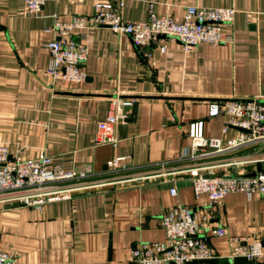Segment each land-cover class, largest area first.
I'll use <instances>...</instances> for the list:
<instances>
[{
	"label": "crops",
	"instance_id": "obj_1",
	"mask_svg": "<svg viewBox=\"0 0 264 264\" xmlns=\"http://www.w3.org/2000/svg\"><path fill=\"white\" fill-rule=\"evenodd\" d=\"M99 1L118 8L120 0H45L38 11L25 0H0V145L14 159L47 154L65 171L109 177L40 206L0 203V249L20 264H138L134 247L164 241L162 216L178 205L195 212L203 224L198 236L223 257L231 258V235L264 246L263 194L230 192L213 206L207 194H195L187 175L173 172L192 146L191 123L202 121L209 137L237 133L222 112L210 115L211 102L264 99V0H123L120 12L130 21L151 12L181 21L192 5L233 7V21L222 25L230 39L185 47L163 37L142 48L107 26L77 29L75 39L88 47L85 80L51 76L47 44L56 37L55 16L90 14ZM116 96L136 97L134 119L124 123L125 134L117 129L116 145L97 143L98 123ZM251 150L245 154L264 151ZM116 156L126 157L127 169L109 173ZM217 227L228 234H216Z\"/></svg>",
	"mask_w": 264,
	"mask_h": 264
},
{
	"label": "built area",
	"instance_id": "obj_2",
	"mask_svg": "<svg viewBox=\"0 0 264 264\" xmlns=\"http://www.w3.org/2000/svg\"><path fill=\"white\" fill-rule=\"evenodd\" d=\"M45 0H25L30 11H38ZM111 2H97L90 14H77L69 20L55 16L53 29L56 37L47 47L50 51L48 72L51 76L67 81L81 82L87 74L84 63L88 57V47L74 37L77 29L107 26L119 34H127L138 47L156 43L163 37L176 38L185 47L204 42L220 43L230 39L222 31L224 23H231L235 16L233 7L186 8L184 17L177 21L169 15L151 12L142 21L125 19L120 8ZM133 97L116 96L112 100L113 109L98 123L96 142L116 145L119 140L118 125L125 123L128 108ZM223 113L226 126L238 129L228 139L209 137L203 133V122L190 125L191 148L177 161L173 172L187 175L195 194H207L211 205H219L230 192L264 195V167L256 175H247V165H256L264 160V151L250 152L251 149H264V99L230 98L213 101L210 115ZM244 130H241V129ZM252 151V150H251ZM126 157L116 156L109 160V173L126 170ZM228 167V171H218ZM140 178V176H135ZM107 177L90 175L86 172L65 171L52 165L50 155L41 154L35 159H14L8 148L0 145V203L40 206L44 202L67 198L74 191L85 190L108 183ZM175 195V186L170 188ZM165 229L164 241L140 242L132 250L131 259L138 264H186L188 261L212 258L213 247L198 234L203 224L195 212L187 206L178 205L162 216ZM218 235H226L225 227L213 230ZM231 257L245 256L255 262L264 260V246L261 240L248 242L243 236H229ZM0 264H20L11 253L0 249ZM194 264H209L197 262Z\"/></svg>",
	"mask_w": 264,
	"mask_h": 264
},
{
	"label": "water",
	"instance_id": "obj_3",
	"mask_svg": "<svg viewBox=\"0 0 264 264\" xmlns=\"http://www.w3.org/2000/svg\"><path fill=\"white\" fill-rule=\"evenodd\" d=\"M133 98H134V102L132 104V111H131V114L133 116H127V118H125V123L134 119V114L136 113V110H137L138 101H137L136 97H133ZM118 128L121 131L123 129V134H125L124 129L126 128V125L124 123H120L118 125ZM241 130H244V129H241ZM262 167H264V160L257 162L255 171L248 173L247 175H256L257 171H259ZM19 205H20V203L15 202V203L3 204V207L10 208V207L19 206ZM197 262H205V263L231 262L234 264H254L255 263L254 260L248 259L245 256H235V257L230 258V257H223L219 253L216 252L215 256L212 258H203L200 260H192V261H188L186 264H194Z\"/></svg>",
	"mask_w": 264,
	"mask_h": 264
},
{
	"label": "rangeland",
	"instance_id": "obj_4",
	"mask_svg": "<svg viewBox=\"0 0 264 264\" xmlns=\"http://www.w3.org/2000/svg\"><path fill=\"white\" fill-rule=\"evenodd\" d=\"M112 176H113V175H112ZM114 177H115V175H114ZM108 178H109V177H107V179H108ZM110 179H111V178H110ZM110 179H109V181H116V180H117V179H116V180H115V179L110 180Z\"/></svg>",
	"mask_w": 264,
	"mask_h": 264
}]
</instances>
